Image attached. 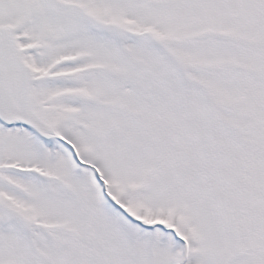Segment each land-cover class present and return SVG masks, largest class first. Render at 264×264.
Masks as SVG:
<instances>
[{
  "label": "snow or ice",
  "instance_id": "1",
  "mask_svg": "<svg viewBox=\"0 0 264 264\" xmlns=\"http://www.w3.org/2000/svg\"><path fill=\"white\" fill-rule=\"evenodd\" d=\"M0 264H264V0H0Z\"/></svg>",
  "mask_w": 264,
  "mask_h": 264
}]
</instances>
